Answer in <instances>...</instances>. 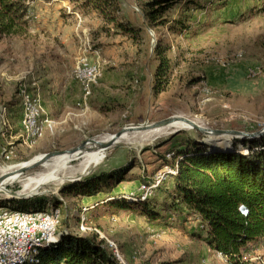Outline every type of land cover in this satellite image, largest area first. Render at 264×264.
I'll return each instance as SVG.
<instances>
[{"label": "rangeland", "instance_id": "1", "mask_svg": "<svg viewBox=\"0 0 264 264\" xmlns=\"http://www.w3.org/2000/svg\"><path fill=\"white\" fill-rule=\"evenodd\" d=\"M116 1L121 11L118 17H129L136 24L141 22V13L134 0ZM44 11L75 10L73 6L61 1L49 4L47 0H32L29 3V15L40 27H44ZM169 15L174 19L184 20L188 29L178 35L164 30L160 35L171 46L169 58L172 61V77L168 90L154 98L150 92L142 89V86L150 87L156 65L153 55L156 37L148 27H145L146 35L139 36L136 43L132 41L133 48L137 50L134 56L142 57L143 73L130 79V82H138L134 89L129 88L127 99L120 95V91L111 93L96 89L97 82L102 79L101 74L103 76V72H113L116 67L110 68L109 64L100 67L98 63L92 62L89 58L92 50L89 39H84L80 55H85V59H77L78 56H74L77 60L73 59L74 69L70 68L69 74H73L72 79L86 97L91 94V90L92 94L94 90L97 91L95 112L89 116V126L86 129H69L68 132L61 133L60 137H54V143L50 146L44 145V125L41 122L43 98L38 90L44 87V84L37 87L20 80L17 85L12 86L11 89L17 93V97L18 92L23 90L19 97L23 110L21 127H24L25 104L27 101H33L40 110L38 121L41 135L33 137L25 127L22 128L26 140L28 139V146L8 154L6 161L1 155L3 144H0V179L2 180L1 170L27 164L41 157V154L74 148L82 142L115 134L127 125L155 123L174 116L187 118L212 130L254 133L262 129L264 0H182L169 10ZM93 18L89 17L87 20ZM108 28L112 29V26L108 25ZM111 33L113 32L109 31L107 34ZM29 40L34 55L44 62V33L41 31L40 34H31ZM8 44V41L0 43V47H7ZM82 61L92 62L101 78L86 87H82L75 78V70ZM66 67L69 68V64ZM106 67L109 68L105 69ZM25 91L30 96L25 95ZM6 114V109L2 108L1 122ZM220 136L203 135L194 129L169 131L150 139L138 135L130 141L112 145L105 151L102 162L94 163L84 174L80 175L78 162H71L68 169L58 174V178L65 179L64 181L45 184L33 192L31 197H26L21 180L41 173L43 169L37 166L24 172L19 182L1 187L3 191L0 192V208L17 209L18 201L45 199L44 209L53 207L61 211L58 233L75 231L85 235L95 232L106 242H113L118 252H121L115 237L123 232L120 238L130 252L128 257L125 256L126 264H202L188 251H191V248L205 249V246L197 242L195 230L184 225L193 222L197 217H188L186 210L181 208H177L176 214L170 212L167 206L171 201L167 199L166 193L171 187L170 176L172 171L175 172V169L171 168L179 159L176 158L177 155L180 156L178 153L203 148L220 151V146L228 141ZM235 139L241 138H231L227 142V151L235 150ZM235 151L246 154L240 144ZM129 165H134V168L126 174L125 183L117 185L110 193L103 190L100 197L111 193L114 194H111L112 197H118L119 192L126 190L132 194L122 200L135 203L150 200L154 205L152 215L155 213L160 217L154 223L148 221L141 206L136 205L130 210L121 211L110 207L108 203L114 202L110 199L104 205H92V200H84V197L67 192L69 185L80 183L92 174L131 167ZM69 176L77 180L72 181L67 178ZM141 176L146 183L139 181ZM159 178L162 180L157 182ZM132 180L137 182L129 183ZM137 186L144 188L147 195L140 193ZM248 252L252 256L251 264H264V238L252 244Z\"/></svg>", "mask_w": 264, "mask_h": 264}, {"label": "trees", "instance_id": "2", "mask_svg": "<svg viewBox=\"0 0 264 264\" xmlns=\"http://www.w3.org/2000/svg\"><path fill=\"white\" fill-rule=\"evenodd\" d=\"M31 1L0 0V40L29 36ZM58 1L73 6V10L79 14H94L103 23L101 32L126 34L133 43L142 34L146 35L145 27L153 31L156 37L153 48L156 65L152 73L150 94L156 98L168 90L172 77V61L169 58L171 46L160 35L164 30L178 35L188 29L184 20L169 15V10L182 0H134L141 13L139 24L129 17H118L121 11L116 0ZM227 142L220 146V151L203 148L178 153L180 156L176 158L179 159L171 168L175 169V174L170 176L172 189L166 193V197L171 204L167 207L173 214L177 213V208H181L186 210L188 217H197L205 234L195 236L212 251L225 257L228 264H251L244 259V253L252 244L264 238V135L233 141L234 149L240 144L246 154L235 150L223 152L228 150ZM129 166L92 174L80 183L69 185L67 192L84 198L101 194L103 190L110 193L125 181L126 174L134 168V165ZM139 181L147 182L143 176ZM112 201L108 204L113 209L126 211L138 205L143 208L142 212L149 222L154 223L160 219L159 215H152L154 205L150 200L137 203L122 199ZM45 206V199L35 198L18 201L16 208L34 211L42 210ZM26 264L121 263L97 233L81 235L73 231L61 234L57 229L52 244L39 250L35 260Z\"/></svg>", "mask_w": 264, "mask_h": 264}, {"label": "crops", "instance_id": "3", "mask_svg": "<svg viewBox=\"0 0 264 264\" xmlns=\"http://www.w3.org/2000/svg\"><path fill=\"white\" fill-rule=\"evenodd\" d=\"M53 2L60 1L51 0L49 4ZM94 16V14L82 15L76 11H44V27L37 25V22L35 24L32 19V26L27 38L0 40V43L6 41L9 43L7 47L5 45L0 47V106H4L0 107V110L4 108L7 111L3 121H0V144H3L2 149L14 153L17 149L28 146L21 127L23 110L19 97L23 90L18 92L17 97V93L11 89L20 80L37 87L44 84V87L38 90L43 98L41 122L44 125V145L50 146L51 143H54V137H60L61 133L68 132L69 129H75L76 127L86 129L89 126L88 118L95 112L94 103L97 91L92 88L94 94L91 90V94L86 97L82 89L72 79L73 74L72 76L69 74L70 68L74 69L73 59L81 54L84 39L85 41L89 39L92 49L89 58L92 62L98 63L100 67L105 64H109L110 68L116 67L113 72H103V76L101 74L102 79L100 78L101 81L97 82L98 85L96 84L98 91L104 90L111 93L120 91V95L126 97L129 88L134 89L137 86L138 81L130 82V79L138 76L139 73L140 75L143 73L141 68L143 61L141 56H134L137 50L132 46V39L123 33L105 34L101 32L100 27L103 23ZM89 17L90 19L94 18L88 21ZM41 31L44 33V62L40 57L34 55L29 40L31 34H40ZM67 64H69V68L66 67ZM33 76L36 77L33 78ZM142 89L150 92V87L145 88L142 86ZM138 90H140L139 87ZM24 94L30 96L26 91ZM134 182L137 181L132 180L129 183ZM122 183L125 182L120 184ZM171 189L172 183L168 190L171 191ZM111 194L104 195V197H100L101 194H98L84 198V200H92V205L96 203L104 205L108 199H127L132 193L125 190V192H119L120 196L118 197L117 195L112 197ZM184 225L195 230L197 235L204 236L205 234V230L197 218L193 222ZM120 234H123V232L115 238L119 250L122 252H119L120 257L123 264H126L125 256L128 257L130 252L126 249ZM197 242L203 244L205 249L195 250V248H191V251H188L192 257H197L196 260H199L202 264H228L225 257L212 251L202 241L197 240ZM244 259L251 262L252 256L248 251L244 253Z\"/></svg>", "mask_w": 264, "mask_h": 264}, {"label": "bare ground", "instance_id": "4", "mask_svg": "<svg viewBox=\"0 0 264 264\" xmlns=\"http://www.w3.org/2000/svg\"><path fill=\"white\" fill-rule=\"evenodd\" d=\"M86 62L87 61H82L75 70V78L82 87H86L87 85L95 82L98 78H100V73L97 70V68L91 66L88 68V70H85ZM39 111L40 110H38L36 104L33 103V101L32 102L27 101V103L25 104V116H24L23 125L25 129L27 130V132L30 133L33 137L35 136L37 137L41 135V126L38 121ZM176 119L177 120H173L170 125L164 128L158 129V130L143 131V133H140V134L139 133L124 134L121 138L118 139V141L115 144H118L120 142L130 141L132 138L138 135L145 137L146 139H150V138H155L165 133H168L169 131L192 129L188 125V123L182 120L183 118H176ZM25 122H28V127L25 126ZM220 137H222L223 139H228V141L230 140V138L227 136H220ZM110 139H111V135H103L97 139L87 142L83 148L76 150L72 154L65 153L60 156H56L50 159L49 161H46L40 165V167L43 169L41 173L33 177L31 176L29 178H25L23 180H21L22 174H20V170L25 167H28L33 162L37 161L40 157L27 164H20L15 167L5 168L1 170L2 180L0 179L1 180L0 181V192L3 191V189L1 188L2 186H6L11 183L14 184L15 182H19L20 180L22 181V184H23V192L24 191L26 192L24 194L25 196L31 195L41 186H44L45 184H48L50 182L60 183L64 181L65 179H59L58 174L62 170L68 169V164H70L73 161L78 162V168H79L78 170L80 172V175L84 174L85 171L90 166H92L94 163L102 162L104 158L105 150H102L103 146H100L101 145L100 143L106 144ZM174 174L175 172L172 171V175ZM67 178L71 179L73 177L69 176ZM161 180L162 179L159 178L157 179V182H160ZM7 214L9 216H15V218L32 217L35 219H49L50 217L54 216V219L52 220V223L50 226L51 237H46L45 239L29 240V242L25 245L24 258H19L18 261H13L10 264H26L28 262L34 261L35 256L37 255L39 250L47 248L48 246L52 244L53 239L57 233V229H58V225H59V221L61 217V211L53 207L49 209L34 210V211L0 208V221H6ZM81 219L84 220V217H82ZM107 244H108V247L112 250L118 262L123 264V261L120 257V254L118 252L116 245L111 241H107ZM0 262H5V248H0Z\"/></svg>", "mask_w": 264, "mask_h": 264}, {"label": "built area", "instance_id": "5", "mask_svg": "<svg viewBox=\"0 0 264 264\" xmlns=\"http://www.w3.org/2000/svg\"><path fill=\"white\" fill-rule=\"evenodd\" d=\"M77 58L85 59V55H78ZM91 66L92 62H86L85 70ZM25 126L28 127V122H25ZM8 154L12 152L1 148V155L5 161ZM137 190L144 193V188L138 187ZM144 194L147 195V193ZM53 219L54 216L49 219H35L32 217L15 218L7 214V220L0 221V248H5V262H0V264H10L18 261L19 258H24L25 245L29 240L51 237L50 226Z\"/></svg>", "mask_w": 264, "mask_h": 264}, {"label": "water", "instance_id": "6", "mask_svg": "<svg viewBox=\"0 0 264 264\" xmlns=\"http://www.w3.org/2000/svg\"><path fill=\"white\" fill-rule=\"evenodd\" d=\"M176 118H178L177 116L165 119V120H161L155 123H143V124H137V125H127L125 127H123L120 131H118L115 134L111 135V139L106 143V144H102L100 146H103L102 150H107L108 148H110L112 145H114L119 138H121L124 134L127 133H138V132H143V131H148V130H158L161 128H164L168 125H170L172 123L173 120H177ZM183 118V117H181ZM183 121H185L186 123H188V125L198 131L199 133H202L203 135H207V134H211L213 136H220V135H225L227 137L231 138H241V139H254V138H259L261 136L264 135V127L254 133H246V132H241V131H235V130H212V129H208L202 126H199L198 124H196L194 121L189 120L187 118H183ZM93 140V139H92ZM91 140L82 142L81 144H79L78 146L65 150V151H53L50 153H45V154H41V157L33 162L31 165H29L28 167H25L23 169L20 170V174H23L24 172L31 170L37 166H40L42 163L49 161L50 159L56 157V156H60L62 154H72L73 152H75L78 149L83 148L87 142H89ZM213 151H216L215 149H211ZM223 152H231V151H223ZM70 180L72 181H76L77 178H71ZM30 196H26V197H31Z\"/></svg>", "mask_w": 264, "mask_h": 264}]
</instances>
